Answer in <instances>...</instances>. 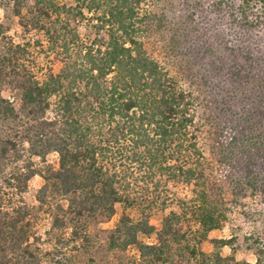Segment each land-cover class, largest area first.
Returning <instances> with one entry per match:
<instances>
[{
    "label": "trees",
    "instance_id": "obj_1",
    "mask_svg": "<svg viewBox=\"0 0 264 264\" xmlns=\"http://www.w3.org/2000/svg\"><path fill=\"white\" fill-rule=\"evenodd\" d=\"M154 3L0 0L25 36L40 35L44 40L16 42L10 27L0 23V264H76L64 252L65 244L44 247L35 229V211L51 216L49 235L71 227L76 239L87 238L91 221L111 219L119 204L139 208L143 216L124 215L111 247L134 246L148 264L171 263V241L185 239L183 217L171 212L155 232L148 220L158 202L149 197V188L155 179L205 186V157L199 146L194 94L144 46L152 28L164 24L163 17L149 10ZM239 8L242 23L260 25L264 0H243ZM259 9L262 15L251 13ZM83 24L85 38L79 32ZM179 41L172 38L174 44ZM42 58L48 65L40 62ZM57 61L62 66L54 72L51 64ZM259 66L263 69L264 62L249 65L253 70ZM244 71L241 66L233 73L236 81L247 84L254 73ZM261 107L256 108L263 120L257 121L258 128H251L253 121L248 119V128H235L237 135L228 144L245 156L250 170L264 167ZM249 155L255 158L250 161ZM50 156L56 160L51 162ZM36 177L38 206L31 207L25 195ZM249 184L258 189L253 179ZM199 200L193 213L206 239L224 217L217 221L205 189ZM153 234L155 244L140 239ZM252 239L253 264H264V236ZM214 243L226 247L231 241ZM191 254L196 255L194 250ZM206 260L251 264L220 254Z\"/></svg>",
    "mask_w": 264,
    "mask_h": 264
},
{
    "label": "rangeland",
    "instance_id": "obj_2",
    "mask_svg": "<svg viewBox=\"0 0 264 264\" xmlns=\"http://www.w3.org/2000/svg\"><path fill=\"white\" fill-rule=\"evenodd\" d=\"M241 4L243 0H155L150 8L145 5L147 10L164 19L163 27L154 26L143 40L145 48L194 94V113L200 130L199 146L205 157L206 176V185L199 187L182 181L158 183L156 179V183L151 184L148 195L153 196V200L157 198L158 203L149 214V224L155 232L160 231L164 218L173 212L183 217L185 232V239L180 243L171 241V263L158 264H208L205 259H213L217 254L233 256L239 263L256 262L251 246L254 236H264V188H260L261 182L264 183V167H251L250 170L245 156L228 144L237 135L235 128H248V119L252 118L251 128H258L257 121L261 119L256 108L262 104L260 109L264 110V68L259 66L253 70L249 67L251 62H264V16L261 9L250 11L253 15H262L260 25H245L239 8ZM251 13L249 17L255 24V16ZM9 15L0 6V23L10 27L9 35L16 42H22L23 38L32 42L43 40L40 35L25 36L17 19ZM79 32L85 38L84 24ZM178 37L180 41L174 44L172 38ZM40 62L48 65L45 58ZM61 66L58 61L51 64L54 72H59ZM241 66L244 72L250 69L254 73L247 84L235 79L233 72ZM4 96L9 97L10 93L5 91ZM248 157L250 161L255 158ZM49 159L54 162L56 157ZM246 173L251 177L245 178ZM252 179L257 183V190L249 184ZM38 180L34 178L25 195L31 207L38 206L35 199ZM204 189L211 209L214 206L217 210V221L224 217L219 228L206 234V239L193 213L200 205L199 192ZM35 215V229L43 238L44 247L65 244L64 252L76 264H148L134 246L111 247V237L122 217L141 219L143 213L139 208L119 204L111 219L91 221L87 238L76 239L71 227L49 235L51 216L38 210ZM140 239L146 244L157 243L156 234ZM214 240H230L231 244L223 247ZM192 250L196 255L191 254Z\"/></svg>",
    "mask_w": 264,
    "mask_h": 264
}]
</instances>
